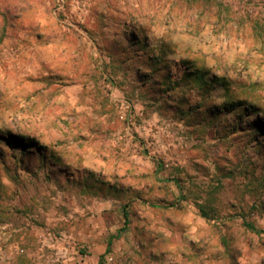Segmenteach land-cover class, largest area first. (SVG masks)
Returning a JSON list of instances; mask_svg holds the SVG:
<instances>
[{"label": "rangeland", "instance_id": "rangeland-1", "mask_svg": "<svg viewBox=\"0 0 264 264\" xmlns=\"http://www.w3.org/2000/svg\"><path fill=\"white\" fill-rule=\"evenodd\" d=\"M0 264H264V0H0Z\"/></svg>", "mask_w": 264, "mask_h": 264}, {"label": "trees", "instance_id": "trees-1", "mask_svg": "<svg viewBox=\"0 0 264 264\" xmlns=\"http://www.w3.org/2000/svg\"><path fill=\"white\" fill-rule=\"evenodd\" d=\"M246 225L249 226V227H253L251 224H248V223Z\"/></svg>", "mask_w": 264, "mask_h": 264}]
</instances>
